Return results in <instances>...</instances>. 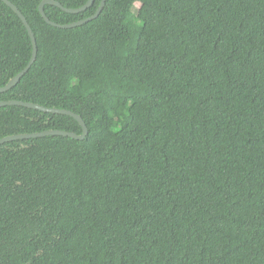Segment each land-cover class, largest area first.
I'll use <instances>...</instances> for the list:
<instances>
[{
	"label": "trees",
	"instance_id": "trees-1",
	"mask_svg": "<svg viewBox=\"0 0 264 264\" xmlns=\"http://www.w3.org/2000/svg\"><path fill=\"white\" fill-rule=\"evenodd\" d=\"M9 1L0 264H264V0Z\"/></svg>",
	"mask_w": 264,
	"mask_h": 264
},
{
	"label": "water",
	"instance_id": "water-1",
	"mask_svg": "<svg viewBox=\"0 0 264 264\" xmlns=\"http://www.w3.org/2000/svg\"><path fill=\"white\" fill-rule=\"evenodd\" d=\"M0 1H2L7 6H9L18 15V17L23 22L24 26L26 27V29L28 31V34L31 38L32 47H33L32 57H31V60H30V63L28 64V66L24 70H22L20 73H18L15 77H13L5 87L0 88V93H4V92L11 90L13 87H15L18 84V82L21 80V78L29 71V69L31 68V66L35 62L36 56H37V43H36V39H35L33 31L31 29L27 19L21 13V11L9 0H0ZM93 1L94 0H88V2L81 8L69 9V8L63 7L59 2H56L54 0H44L39 7V12L41 13L42 17L45 19L46 23L49 24L50 26L58 27V28H62V29H70V28H74L76 26L83 25L84 23H87L89 21H92V20L98 18V16L101 14L102 10L105 7L107 0H102L100 6L97 9V12L93 16H91L87 19L80 20L78 22H74V23H70V24H66V25L56 24L53 21H51L46 16V14L44 12L45 5H54V6L59 7L60 9H62L63 11H65L67 13L78 14L82 11H85L87 8H89L93 4ZM4 106H21V107L37 110V111H40L43 113L70 116L79 122L80 126L82 127L83 132H82V134H77L74 132H69V131H64V130L51 129V130H45V131L35 132V133H30V134L11 135V136H7L5 138L0 139V145L10 143L13 141L37 139V138H43V137H47V136L69 137L71 139L83 141V140H85V138L88 135V128H87L84 120L82 119V117L79 116L78 114H75L74 112H72L70 110L58 109V108H47V107H44L40 104H36V103H32V102L16 101V100L0 101V108L4 107Z\"/></svg>",
	"mask_w": 264,
	"mask_h": 264
}]
</instances>
